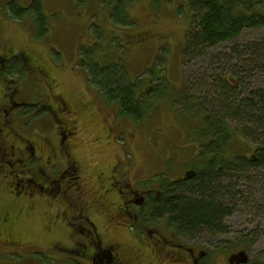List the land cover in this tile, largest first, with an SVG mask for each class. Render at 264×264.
<instances>
[{"label":"rangeland","instance_id":"1","mask_svg":"<svg viewBox=\"0 0 264 264\" xmlns=\"http://www.w3.org/2000/svg\"><path fill=\"white\" fill-rule=\"evenodd\" d=\"M33 5L36 7L30 10L33 14L23 12L19 19L12 15V11L19 14ZM126 7V19L133 24L130 26L110 16L113 10L108 12L99 0H82V3L0 0V67H3L0 107L6 100L18 101L20 106L11 113L18 120L13 122V127L43 140L45 137L41 135L47 138L56 135L53 130L58 128L49 110L61 98L65 99L76 110L74 121L79 136L75 139L78 146L73 150L82 175L109 204L117 200V194H102L101 174L105 181L124 175L138 186L160 187L163 186L161 177L175 180L195 161L196 134L202 123L198 116H186L179 110L177 99L183 91L184 77L193 84L205 80L206 91L211 85L209 69L213 68L209 67V57L229 53L232 47L242 48L264 37L262 29H246L232 42L212 48L204 58L190 59L185 64L183 51L191 22L187 0H127ZM38 13L43 15V29L34 20ZM87 62L91 69H87ZM114 63L122 67L128 81L141 80L138 94L150 92L148 84L157 90L150 103L157 104L144 114L141 122L123 115L116 103L109 102L106 95L88 82L91 70L97 72V68ZM33 66H40V71ZM252 76L260 77L258 84L264 86V73L254 72ZM158 78L166 85L159 86ZM3 93L6 95L2 97ZM21 123L25 124L23 131L19 128ZM243 145L240 150L247 148ZM39 146L37 143V150ZM37 153L45 162L48 153L43 149ZM246 175L248 179L221 182L232 185L235 194L229 202H234L230 213L221 223L225 233L206 236L197 231L194 238H183L189 247L204 252L205 258L209 255L206 264H230L229 257L244 249L249 255L246 264H264V234L261 233L264 230V167L249 169ZM2 191L0 221L10 224L5 226L0 222V264H91L78 253L80 250L71 247L73 240L68 230L71 227L64 229L58 223L64 219L59 213L65 208L49 205L42 198L15 203L6 190V193ZM30 201L33 208H23ZM88 212L103 241L120 242L119 254L125 256L126 264H176L172 260L166 262L164 255L159 256L149 246L139 244L137 238H144L140 231L133 230L134 239L127 230L118 229L121 217L115 218L111 208H89ZM8 235L19 244L10 246L3 241ZM242 241L254 243L242 247ZM54 243L71 248L65 252L54 247Z\"/></svg>","mask_w":264,"mask_h":264},{"label":"trees","instance_id":"2","mask_svg":"<svg viewBox=\"0 0 264 264\" xmlns=\"http://www.w3.org/2000/svg\"><path fill=\"white\" fill-rule=\"evenodd\" d=\"M75 1L82 3V0ZM187 2L191 22L183 51L185 64L190 59L204 58L212 48L232 42L246 29L264 30V0ZM13 3L14 1L11 2ZM99 3L107 8L108 12L109 9L113 10L110 16H114L119 23L127 26L132 24L131 20L126 19L127 0H99ZM33 8L34 5L21 10L19 14L12 11V15L19 19L23 12L33 14L30 11ZM34 20L37 26L43 29V15H34ZM235 60L236 63L232 64ZM209 63V67L213 68L209 69L211 85L207 86L208 90L203 89L207 85L205 80L193 84L184 77L183 92L177 99L183 115L198 116L202 123L196 134V158L192 164L189 163L187 169L194 175L190 179L186 178L185 182L181 179L171 181L161 177V199L152 213L167 218L171 231L190 234L201 231L206 236L225 233L221 223L229 215V208L234 203L229 204L235 198L232 185H223L222 180L248 179L246 173L249 169L264 167V86L258 84L260 77L252 76L254 72L264 73V37L250 41L242 48L232 47L229 53L209 57ZM89 68L92 67L87 62V69ZM158 81L159 86L166 85L164 80L158 78ZM88 82L106 95L109 102L116 103L123 115L132 117L137 122L144 120V114L157 104H150L153 101L151 96L157 91L154 86H148L150 92L143 91L138 94L141 80L137 79L134 83L128 81L118 63L97 68V72L91 70ZM146 95L149 97L145 98ZM243 144L247 148L240 150ZM225 197L228 199L227 204ZM83 220L82 227L88 224L89 228L96 231L91 216H84ZM79 224L74 228L76 249L86 251L90 247L88 257L85 256L88 263L104 264L105 262L101 263L98 259L101 257L100 250L102 247L111 246L112 242L103 241L102 237L98 240L89 238L93 244L91 247L79 240L83 238V235L79 234ZM261 233L264 234V230ZM253 243L254 241H242L240 246L250 247ZM55 246L58 244L54 243ZM95 254L98 258H94ZM121 261L127 263L125 259ZM114 262L116 263V257L108 264H115Z\"/></svg>","mask_w":264,"mask_h":264},{"label":"flooded vegetation","instance_id":"3","mask_svg":"<svg viewBox=\"0 0 264 264\" xmlns=\"http://www.w3.org/2000/svg\"><path fill=\"white\" fill-rule=\"evenodd\" d=\"M33 68L36 71L41 69L40 66H33ZM5 95L3 93L2 97ZM18 105V101L10 99L6 100L3 106L0 107V191L5 192L6 190L15 203L19 200L32 201L34 198H42L49 205L51 203L56 205L57 208H65L59 213V215L64 216V219L58 223H62L64 229L71 227L68 228L70 237L73 240L71 241V247L76 246L77 240L74 237L76 230L74 228L78 223H80L79 234L83 235V238H79V240H83L92 247L93 244L89 238L98 240L101 237L97 228L95 231L94 228H89L90 225L88 224L86 227L81 226L84 224V216H90L89 208H111L115 218L121 217V220L118 221L120 222L118 223V226H120L118 229H122V231L125 229L130 235H132L131 232L134 229L140 231L144 238L139 236L137 238L138 243L149 246L151 251L159 256L164 255L166 262L172 260L176 264H205V260L209 255L205 258L204 252L184 243L183 238H189V236L194 238L196 234L180 233L177 230L171 231V224L167 218L152 214L157 202L161 199L162 193V190L158 189L156 185L138 186L129 179L124 178V175L120 177L112 176L105 181L104 174H101L99 179L102 186L99 189L102 190V194L113 192L117 194V200L110 204L103 201L102 196L98 195L99 192L97 194L89 186L86 178L82 175L83 171L80 162L76 158V150H73L78 146L75 139L79 136V128L75 124L76 120L74 121L76 110H72L65 99L61 98L49 110L52 112L54 124L58 128V130H53L51 127L56 135L54 134V138L41 135L45 137L43 140L38 136L33 135L30 137L15 130L13 122L17 123L18 120L15 119L16 114L11 115V113L16 111ZM23 126L25 124H19L22 131ZM37 143H40L38 150L43 149L48 153L45 162L40 160L41 155L37 153ZM51 159H54V161L51 162ZM35 163H38L37 168L34 167ZM187 169H189V166L182 170L183 173L180 177H176L177 181L181 179L185 182L186 178L193 177L192 171ZM134 181L137 182L139 179ZM3 187H5V190L2 189ZM31 201L23 208H33ZM0 222L2 223V221ZM198 234L203 235L204 233L200 232ZM3 241L10 246L19 244L11 235L6 236ZM107 241L112 242L111 246L102 247L100 250L101 257L98 258L95 254L94 258H98L101 263L105 262L104 264H108L115 257V264H124L121 261L122 259H125L126 263L125 256L119 255L120 242L114 239ZM55 247L65 252H68L71 248ZM79 250L78 253L85 257L91 248L88 247L86 251ZM87 257L85 259L88 260Z\"/></svg>","mask_w":264,"mask_h":264},{"label":"water","instance_id":"4","mask_svg":"<svg viewBox=\"0 0 264 264\" xmlns=\"http://www.w3.org/2000/svg\"><path fill=\"white\" fill-rule=\"evenodd\" d=\"M248 260L247 254L244 251H240L230 257V261H233L235 264H244Z\"/></svg>","mask_w":264,"mask_h":264}]
</instances>
